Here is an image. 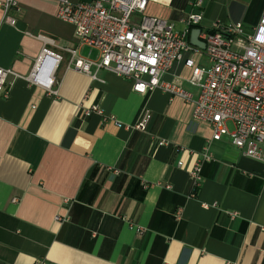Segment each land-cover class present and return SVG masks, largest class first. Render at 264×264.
<instances>
[{
	"label": "crops",
	"instance_id": "1",
	"mask_svg": "<svg viewBox=\"0 0 264 264\" xmlns=\"http://www.w3.org/2000/svg\"><path fill=\"white\" fill-rule=\"evenodd\" d=\"M147 1L145 15L179 33L189 14L203 13L201 30L240 22L251 34L264 14V0ZM18 8L9 13L15 27L0 8V68L14 73L0 97V264H264L263 163L228 137L212 141L214 161L192 197L189 171L212 138L193 105L160 90L135 93L132 80L109 71L93 81L69 70L60 48L92 61L100 52L58 19L57 2ZM45 48L63 56L52 91L29 80ZM191 57L210 66L204 53H188L163 80L197 95ZM95 106L103 115L83 116ZM144 108L152 119L143 134L133 127Z\"/></svg>",
	"mask_w": 264,
	"mask_h": 264
},
{
	"label": "built area",
	"instance_id": "2",
	"mask_svg": "<svg viewBox=\"0 0 264 264\" xmlns=\"http://www.w3.org/2000/svg\"><path fill=\"white\" fill-rule=\"evenodd\" d=\"M51 1L58 3V19L74 27L80 44L100 52V58L92 61L79 57L74 49L60 48L70 55L69 70L93 81L98 80L103 70L112 72L132 80L133 91L140 95L160 90L172 99L193 105V119L210 126L212 138L189 171L191 193L201 187L203 165L214 161L212 141L228 137L233 147L264 165V14L251 34L245 32L240 22L227 25L217 22L201 30L199 40L206 45L202 50L193 46L187 36L191 29L200 26L203 13L189 14L185 20L187 30L179 33L168 21L145 15L147 0H92L78 4L69 0ZM201 5L202 1L196 3V7ZM0 8L7 15L6 21L15 27L17 21L9 13L19 10L18 0H5ZM135 15L141 16L139 22H134ZM36 38L59 48L51 39ZM188 53H204L210 63L208 68H202L192 57L185 61L192 70L189 83L198 88L197 95L177 80H163ZM62 61V55L45 48L29 80L52 91L53 74ZM11 75H14L12 71L0 68V97L8 95L5 87ZM82 113L84 117L93 113L103 115L96 106ZM151 119L152 113L144 108L133 129L147 133ZM111 120L115 121L113 117ZM228 123L233 125V130L228 128ZM183 166L180 162L179 167Z\"/></svg>",
	"mask_w": 264,
	"mask_h": 264
},
{
	"label": "water",
	"instance_id": "3",
	"mask_svg": "<svg viewBox=\"0 0 264 264\" xmlns=\"http://www.w3.org/2000/svg\"><path fill=\"white\" fill-rule=\"evenodd\" d=\"M200 33H201V29L197 28L194 32V36L191 40V44L197 48L204 50V49H206V45H205V43H203L199 40Z\"/></svg>",
	"mask_w": 264,
	"mask_h": 264
},
{
	"label": "trees",
	"instance_id": "4",
	"mask_svg": "<svg viewBox=\"0 0 264 264\" xmlns=\"http://www.w3.org/2000/svg\"><path fill=\"white\" fill-rule=\"evenodd\" d=\"M197 193H198V191H195V192H192L191 195L195 194L194 197H197Z\"/></svg>",
	"mask_w": 264,
	"mask_h": 264
},
{
	"label": "rangeland",
	"instance_id": "5",
	"mask_svg": "<svg viewBox=\"0 0 264 264\" xmlns=\"http://www.w3.org/2000/svg\"><path fill=\"white\" fill-rule=\"evenodd\" d=\"M232 126H230V128H231Z\"/></svg>",
	"mask_w": 264,
	"mask_h": 264
},
{
	"label": "bare ground",
	"instance_id": "6",
	"mask_svg": "<svg viewBox=\"0 0 264 264\" xmlns=\"http://www.w3.org/2000/svg\"><path fill=\"white\" fill-rule=\"evenodd\" d=\"M48 71V70H47Z\"/></svg>",
	"mask_w": 264,
	"mask_h": 264
}]
</instances>
